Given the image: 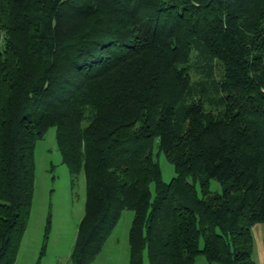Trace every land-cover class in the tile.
Wrapping results in <instances>:
<instances>
[{"label":"trees","instance_id":"16d2710c","mask_svg":"<svg viewBox=\"0 0 264 264\" xmlns=\"http://www.w3.org/2000/svg\"><path fill=\"white\" fill-rule=\"evenodd\" d=\"M0 39V264L15 261L49 127L71 180L84 175L70 264H90L125 209L129 264H256L264 0H0ZM193 49L222 67L216 96L195 91Z\"/></svg>","mask_w":264,"mask_h":264},{"label":"rangeland","instance_id":"374dc122","mask_svg":"<svg viewBox=\"0 0 264 264\" xmlns=\"http://www.w3.org/2000/svg\"><path fill=\"white\" fill-rule=\"evenodd\" d=\"M190 63V74L195 83V91L202 83L207 89V94L216 96L218 93L210 86L213 81H218L222 77L220 63L216 59L202 61L201 54L196 49L191 51ZM155 152L154 149V154ZM155 157L159 162L163 179L169 181L175 174L172 164L163 153ZM34 158L32 207L27 223L24 249L18 264H31L33 258H37V261L40 259L46 261L47 264H54L55 260L60 261V264H70L71 244L75 239L78 223L84 214V175L80 172L71 180L66 165L61 162L54 127H49L43 137L37 140ZM210 190L219 191L220 185L211 180ZM198 194H200L199 191ZM132 217L131 209L122 211L94 263L122 264L124 262L129 247L128 233ZM47 218L50 220L48 233V238L49 236L50 238L44 241L40 234H42L41 231L44 232ZM251 230L253 234L252 257L256 264L264 263V223L253 224ZM144 261L147 262L145 255ZM195 264H207L202 253L196 256Z\"/></svg>","mask_w":264,"mask_h":264},{"label":"crops","instance_id":"0c3cea01","mask_svg":"<svg viewBox=\"0 0 264 264\" xmlns=\"http://www.w3.org/2000/svg\"><path fill=\"white\" fill-rule=\"evenodd\" d=\"M41 233H42V234H40V235H41L42 238H43V233H44V232L41 231ZM26 236H27V227H26L25 232H24V234H23V236H22V239H21V242H20V245H19V249H18V252H17L16 258H15V261H14L13 264H18V263H19L21 253L23 252V249H24V244H25V240H26L25 238H26ZM49 238H50V236H49ZM49 238H48V239H49ZM48 239H46V241H47ZM74 240H75V239H74ZM73 243H74V241H73ZM73 243L71 244V246H73ZM102 248H103V246H102ZM102 248H101V250H102ZM71 250H72V248H71ZM101 250H100V251H101ZM70 253H71V251H70ZM126 253H127V255L125 256L126 258H125V260H124V262H123L122 264H129V247H128V250H127ZM96 256H97V255H96ZM96 256L94 257V259L92 260V262H91L90 264H96V263H94V262H95V258H96ZM69 257H70V254H69ZM35 260H36V262H38L37 264H47L46 261L44 262V261H42L41 259H40L39 261H37V258H36V259L33 258V261L31 262V264L36 263ZM54 264H60V261L55 260V263H54ZM66 264H67V263H66ZM261 264H262V263H261Z\"/></svg>","mask_w":264,"mask_h":264}]
</instances>
